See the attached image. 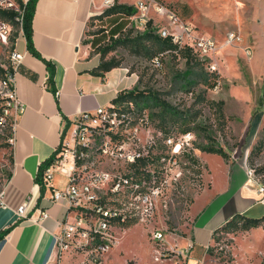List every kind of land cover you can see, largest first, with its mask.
<instances>
[{"label":"rangeland","instance_id":"1","mask_svg":"<svg viewBox=\"0 0 264 264\" xmlns=\"http://www.w3.org/2000/svg\"><path fill=\"white\" fill-rule=\"evenodd\" d=\"M138 1L116 0L118 4L132 6L133 10ZM151 1L174 10L179 19L198 34L212 38L219 47L209 59L201 61L203 66L199 67L195 66L200 61L196 56L187 61L176 50L160 53L158 67L143 55L142 50L134 53L127 47L117 46L107 53L105 59L119 61V67L114 69L128 77L125 90L135 88L155 96L167 107L159 106L154 99L118 104L129 112L130 125L126 132L110 143H106L103 136L92 138L83 159L76 165L84 167L80 178L89 182L96 175H108L106 181L93 189L96 197L93 204L103 201L105 210L122 215L124 226L110 223L107 236L101 240L112 245L105 252L97 248L100 240L91 242L86 248L78 247L76 241L68 243L67 247L62 242H55V253L48 264H171L176 259L165 248L180 247L181 239L189 236L194 218L192 205L206 186L207 168L219 166L220 156L204 153L200 148H222L228 159L232 157L243 163L247 172L252 173L251 182L255 188H264L263 86L252 83L249 73L252 58L264 57V0ZM107 9L101 6L100 13ZM135 13L136 10L135 18L133 15L128 20L124 32L127 36L130 31L129 38L144 31ZM147 18L156 29L166 26L152 12H148ZM99 19L94 17L89 21L83 48H87L91 35L103 31ZM229 33L239 34L242 43L221 47ZM12 34L15 36L16 31ZM106 46H112V41L107 40L101 45ZM247 48L250 60L243 52ZM2 52L0 50V58ZM84 59L86 66H98V49H87ZM208 64L217 66L218 77L212 89L203 83L205 77L213 82L214 74L209 73ZM241 92L249 93L253 99L246 102L249 106L245 104L246 100L239 102L236 97L233 102L227 100L226 106L221 100L227 98V94L235 96ZM221 101L223 121L219 119L215 105ZM185 128L190 132L182 133ZM10 137V127L0 126V188L10 173ZM177 144L179 148L174 152ZM131 154L148 156L144 170L149 172L150 181L136 183L138 178H132V162L128 160ZM127 176L129 183L124 184L122 180ZM117 183L119 186L115 189ZM97 217L96 213H89L87 224L94 223ZM127 222L132 224L125 227ZM156 231L163 233L161 242L151 239ZM157 257L162 261L155 262ZM190 258L195 264H264V230L219 231L212 235L205 252L192 251Z\"/></svg>","mask_w":264,"mask_h":264},{"label":"crops","instance_id":"2","mask_svg":"<svg viewBox=\"0 0 264 264\" xmlns=\"http://www.w3.org/2000/svg\"><path fill=\"white\" fill-rule=\"evenodd\" d=\"M101 2L36 1L32 45L54 66L56 95L47 89L45 65L27 51L22 30L16 32L15 48L24 54L15 80L16 93L26 108L11 131L10 175L1 188L0 264H48L53 258L59 225L66 217L67 207L53 204L49 199L52 190L64 188L65 178L54 173L49 188L44 187L41 192L34 181L38 167L59 148L64 131L79 113L112 105L117 94L128 88V77L123 72L112 69L102 76H94L91 71L97 66H86L87 49L98 39L108 38V32L116 23H129V18L120 15L100 18L103 31L91 35L87 48H83L89 21L101 12ZM249 73L252 83L263 86L264 101V57L252 58ZM226 97L221 98L225 106L227 100L233 102V97L240 99L239 102L246 100V105L253 100L246 92ZM228 160L220 158L216 169L207 168L206 186L192 205L194 218L189 236L181 239L180 247H175L191 245L182 264H195L190 253L205 252L213 232L235 214L249 218L264 215V203L259 201L260 195L250 182L245 165L232 157ZM22 204H25V217L19 218L16 211ZM40 210H45L47 217L38 222L35 220ZM172 249L174 247L165 248L166 251Z\"/></svg>","mask_w":264,"mask_h":264},{"label":"built area","instance_id":"3","mask_svg":"<svg viewBox=\"0 0 264 264\" xmlns=\"http://www.w3.org/2000/svg\"><path fill=\"white\" fill-rule=\"evenodd\" d=\"M26 3L28 0H21ZM115 0H102L101 5L105 8H111ZM0 10L11 11L14 13L12 19H0V50L2 58H0V126L10 127L11 131L16 125L17 119L24 113L25 104L18 98L16 93L15 80L22 66L24 54L16 50V38L13 40V32L21 30L22 11L16 0H0ZM136 10L137 20L142 30L146 29L148 12L155 14L159 20L166 23L165 27L156 29L157 27L151 21V28L160 38H170L173 45L180 49H188L200 61H206L210 56L214 55L219 45L210 37L198 34L191 26L184 23L174 10L154 1L140 0L136 2L133 12ZM134 15V14H133ZM133 15L129 19L133 18ZM135 18V15H134ZM15 27V29H14ZM242 43V38L237 33H229L224 42L220 45L233 46ZM247 60H250V50L244 51ZM161 54L155 56L151 61L155 67L160 66ZM209 65V64H208ZM210 72H216V64L209 65ZM127 104H131L126 102ZM122 104V103H121ZM130 125L129 112L123 110L118 104L109 106H99L93 112H81L72 120L66 136L62 139L57 150L56 159L43 171L44 187L49 188L54 173H60L65 178V186L61 190H52L50 202L55 204H64L67 207L65 219L59 225V231L56 236V242H62L67 247L68 243H75L78 247L86 248L91 242H98L97 248L101 252H105L112 245L105 244L103 239L107 236L110 221L119 214L114 210H105L96 202L94 188L100 183L108 179L107 174L96 175L89 182H84L81 178L83 166L77 167V160H82L84 151L89 147L92 138L95 136H103L106 143L115 141L114 137H120L125 133ZM11 143V139H9ZM178 145V144H177ZM176 145V146H177ZM104 153L106 146L104 144ZM140 154H131L128 160L133 162ZM69 158V160H67ZM67 160V161H66ZM67 163L70 166H67ZM251 182L253 176L251 172H247ZM124 184L129 181L124 178ZM131 183V182H130ZM252 184L254 182H251ZM119 184H115L116 189ZM2 188V187H1ZM0 188V205L3 204L2 189ZM135 188L138 185L135 184ZM257 193L260 195V202L264 203V188L256 187ZM17 216L25 217V204L18 207ZM89 213H96L97 219L92 224H87L86 217ZM47 217L45 210L38 211V217L35 221L40 222ZM162 232H153L151 239L153 241L163 240ZM191 245L184 248H175L168 252L173 253L175 262L183 260L188 255ZM155 262L162 261L160 257L154 258Z\"/></svg>","mask_w":264,"mask_h":264},{"label":"trees","instance_id":"4","mask_svg":"<svg viewBox=\"0 0 264 264\" xmlns=\"http://www.w3.org/2000/svg\"><path fill=\"white\" fill-rule=\"evenodd\" d=\"M19 3L20 9L22 11V24H21V30L23 33V36L26 41V49L27 51L34 56L35 58L39 59L43 64L45 65L48 77H47V89L53 94L56 95V89L54 85V66L47 60L43 59L33 48L32 45V18L35 11V5L37 0H28L25 4L22 3L21 0H16ZM133 8L132 6H126L123 4H118L115 0L114 5L104 10L101 14L98 16H95L96 18H102V17H111V16H124L129 18L133 15ZM176 13V12H175ZM14 16V13L11 11H2L0 10V19H12ZM127 23H116L113 28L110 29L108 32V38H100L98 39L94 44V38L92 39V48H97L98 52L100 54V63L99 65L91 71V74L94 76H102L104 73L109 72L110 70L119 67L120 62L115 61L114 59L106 60L105 56L110 51L114 50L117 46H124L134 53H141L140 50H142L143 55L147 57L148 59L152 60L155 56L162 53L165 50H176L179 53L182 54L183 57L187 59V61L193 59V54L188 49H180L178 50L175 45H173L170 41V38H160L157 34L154 33V29L151 28V22H147L146 29L141 34H137L136 36L129 38L130 31L127 33V36L124 35L125 28ZM115 36H118L117 38H114ZM16 38V35L13 36V40ZM107 40L112 41V46H106L101 47L103 43H105ZM195 66H203V62L199 61L195 64ZM210 74H214L213 76V82H209V80L205 77L203 79V83L208 88H214L216 85V75L215 72H209ZM144 99L145 101H148L149 99H154V101L159 102V106L167 107L163 102H160L157 100L155 96H149V94H144V92H139L137 89H133L131 91H121L117 94V96L112 100V104H121V103H136L137 101H141ZM215 105H217V114L219 116V119L223 121V112H222V106L223 102H218ZM175 115L176 112L172 111ZM69 123H67L68 125ZM66 125V126H67ZM190 132L189 128H185L182 133H188ZM119 138L114 137V140L117 141ZM58 150V148H57ZM57 150L45 161H43L37 170L36 176L34 178V181L37 185L40 187V191L42 192L44 189V183H43V171L53 163V161L56 159ZM200 150L204 153H210V154H216L220 156L221 158L228 160V156L226 152L223 151L222 148L218 147H204L200 148ZM10 163H12L11 157L9 158ZM149 161L148 156H139L134 159L132 164H130V169L133 170L132 178H138L136 183H140L143 180L144 181H150V174L144 168L147 166V163ZM193 163H197L196 160H191ZM77 165L80 164V161H76ZM10 175V174H9ZM7 176V178L9 177ZM129 176H127V180ZM146 179V180H145ZM97 205L105 209L104 202L103 201H97ZM123 222V223H122ZM109 223H115V224H121L124 226V219L122 218V215L119 214L115 218H113ZM132 224L126 223L125 227H129ZM254 228H262L264 230V215L258 217V218H249L245 217L240 214H235L231 219H229L223 226L216 229L213 234L219 232V231H227V232H236L238 230L241 231H248L250 229ZM8 231V230H7ZM128 264H132L131 262Z\"/></svg>","mask_w":264,"mask_h":264},{"label":"bare ground","instance_id":"5","mask_svg":"<svg viewBox=\"0 0 264 264\" xmlns=\"http://www.w3.org/2000/svg\"><path fill=\"white\" fill-rule=\"evenodd\" d=\"M177 147H178V145L175 147V150H174V152H176V151L178 150V148H179V147H178V148H177Z\"/></svg>","mask_w":264,"mask_h":264}]
</instances>
